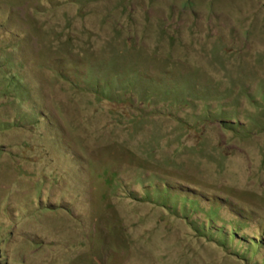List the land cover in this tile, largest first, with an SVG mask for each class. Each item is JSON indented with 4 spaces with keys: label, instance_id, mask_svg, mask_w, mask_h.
Here are the masks:
<instances>
[{
    "label": "rangeland",
    "instance_id": "1",
    "mask_svg": "<svg viewBox=\"0 0 264 264\" xmlns=\"http://www.w3.org/2000/svg\"><path fill=\"white\" fill-rule=\"evenodd\" d=\"M0 264H264V0H0Z\"/></svg>",
    "mask_w": 264,
    "mask_h": 264
},
{
    "label": "crops",
    "instance_id": "2",
    "mask_svg": "<svg viewBox=\"0 0 264 264\" xmlns=\"http://www.w3.org/2000/svg\"><path fill=\"white\" fill-rule=\"evenodd\" d=\"M104 184H105V182H104ZM107 184V183H106Z\"/></svg>",
    "mask_w": 264,
    "mask_h": 264
}]
</instances>
